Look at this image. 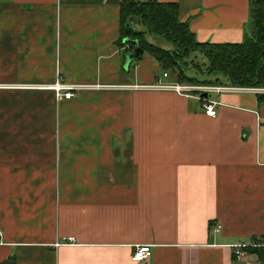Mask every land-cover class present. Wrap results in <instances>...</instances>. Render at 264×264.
<instances>
[{
	"label": "crops",
	"instance_id": "0c3cea01",
	"mask_svg": "<svg viewBox=\"0 0 264 264\" xmlns=\"http://www.w3.org/2000/svg\"><path fill=\"white\" fill-rule=\"evenodd\" d=\"M157 1L200 43L252 29V0ZM121 3L0 0V264H261L234 247L264 241V94L210 93L211 118L149 89L164 70L125 69ZM59 76L100 88L60 99Z\"/></svg>",
	"mask_w": 264,
	"mask_h": 264
},
{
	"label": "trees",
	"instance_id": "16d2710c",
	"mask_svg": "<svg viewBox=\"0 0 264 264\" xmlns=\"http://www.w3.org/2000/svg\"><path fill=\"white\" fill-rule=\"evenodd\" d=\"M250 15L252 29L244 42L200 43L190 24L180 20L178 4L157 0H122L118 45L125 47L126 39L138 41L144 53L153 57L164 71L177 72L179 78L185 81L183 84L213 86L223 84L225 79L234 87L264 88V0L250 2ZM148 35L162 38L168 47L150 43ZM128 45L130 50L124 52V59L127 52L134 49L133 45ZM189 69H195L206 78L187 77L185 71ZM244 251L256 255L264 264V247L256 245Z\"/></svg>",
	"mask_w": 264,
	"mask_h": 264
},
{
	"label": "built area",
	"instance_id": "2783aa9c",
	"mask_svg": "<svg viewBox=\"0 0 264 264\" xmlns=\"http://www.w3.org/2000/svg\"><path fill=\"white\" fill-rule=\"evenodd\" d=\"M126 48H130L129 45L125 46ZM170 77L168 72H164L162 78L158 79V81L151 86H148L149 89L156 90V91H171L178 95L184 96V97H191L196 96L198 97L204 105V109L206 114L211 118H216L218 116L217 106L218 103L215 101H212L209 99V94L213 92H245L250 91L251 89H247L245 87H234V86H194L189 84H183V83H172L168 82V78ZM47 88V87H46ZM50 89L54 90L60 99H73L76 97V93L83 90L88 89H96L100 88L99 86H91V85H72V84H66L64 83L61 76H59V79L57 82L51 86H49ZM244 88V89H243ZM254 91H257L261 94H264V88H257L252 89ZM251 90V91H252ZM204 94H207V97H203ZM222 226L218 224L215 226L214 230L216 232H219L221 230ZM73 238H68L66 243L73 244L74 243ZM0 243H2V231L0 229ZM254 245H251L253 247ZM256 246V245H255ZM254 246V247H255ZM248 247V245H238L234 248L235 251V258L237 261L241 260L245 254V249ZM153 255L152 247L147 245H139L134 248L133 254H132V261L136 263L144 262L148 259H150Z\"/></svg>",
	"mask_w": 264,
	"mask_h": 264
},
{
	"label": "rangeland",
	"instance_id": "374dc122",
	"mask_svg": "<svg viewBox=\"0 0 264 264\" xmlns=\"http://www.w3.org/2000/svg\"><path fill=\"white\" fill-rule=\"evenodd\" d=\"M140 29L143 30L142 28H140ZM147 39H148V41H149L150 43H152V44H155V45H157V46H161V47H165V48H167V46H165L166 43L163 41L162 38H158V37H156L155 35H148V36H147ZM121 49H123L124 52L130 50V48H126V47H123V48H121ZM136 63H137V62H136ZM136 63L133 64V67H136V66H135ZM189 68H191V66H190ZM167 70H168V69H167ZM164 72H165V71L162 72L161 76H163V73H164ZM168 73L172 75V78H173L174 82H179V83H183V82H184V83H185V81H183V79L179 78L177 72H175V71H171V70H168ZM185 75H186L187 77L195 78V79H198V80H202V79L206 78V76H204L203 74L196 72L195 69H189V70L185 71ZM194 84H195V86H196V85L198 86V84H196V83H194ZM252 242H253L254 244H256V245H260V246L264 247V241H262V240H260V239L253 240ZM248 243H249V242H248ZM250 247H251V243L248 244V247H247V248H250ZM251 248H252V247H251Z\"/></svg>",
	"mask_w": 264,
	"mask_h": 264
},
{
	"label": "water",
	"instance_id": "95a60500",
	"mask_svg": "<svg viewBox=\"0 0 264 264\" xmlns=\"http://www.w3.org/2000/svg\"><path fill=\"white\" fill-rule=\"evenodd\" d=\"M124 44H130L134 46V49L130 51L125 57V69H129L131 65L142 59L144 50L139 47V42L136 40L126 39L124 40ZM203 97H207V94H204Z\"/></svg>",
	"mask_w": 264,
	"mask_h": 264
}]
</instances>
